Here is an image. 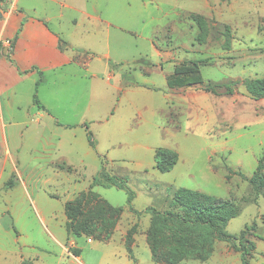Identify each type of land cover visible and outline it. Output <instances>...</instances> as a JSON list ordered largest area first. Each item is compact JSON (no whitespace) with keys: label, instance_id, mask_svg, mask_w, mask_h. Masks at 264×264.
<instances>
[{"label":"rangeland","instance_id":"rangeland-1","mask_svg":"<svg viewBox=\"0 0 264 264\" xmlns=\"http://www.w3.org/2000/svg\"><path fill=\"white\" fill-rule=\"evenodd\" d=\"M31 2L38 12L61 13L60 24L52 19L50 26L84 49L76 55L81 66H72L75 83L66 88L81 104L92 99L99 116H113L92 128L94 147L89 131L69 144L72 137L53 124L36 134L15 130V139L8 127L1 131L8 140L0 135V264H162L152 261L145 241L149 214L130 211L126 191L114 186L93 188L124 207L109 241L66 233L64 202L102 168L126 181L137 211L168 209L178 187L232 200L239 211L226 231L238 235L254 224L247 235L256 245L249 264H264V186L256 192L248 182L261 158L264 176V98L242 82L264 77V0H72V9ZM82 11L104 22L94 24ZM191 59L201 60L203 83L169 89L166 76L174 64ZM112 72L122 75L120 90L108 79ZM93 83L98 94L92 97ZM208 83L220 85V94L206 91ZM51 102L58 113L57 100ZM158 147L178 153L169 171L154 167ZM61 151L68 154L66 165ZM135 223L133 260L123 242ZM178 264L241 260L232 243L216 241L207 260Z\"/></svg>","mask_w":264,"mask_h":264},{"label":"trees","instance_id":"trees-1","mask_svg":"<svg viewBox=\"0 0 264 264\" xmlns=\"http://www.w3.org/2000/svg\"><path fill=\"white\" fill-rule=\"evenodd\" d=\"M201 31L205 28L203 18L197 19ZM16 39V36L12 42ZM67 47V43L61 40ZM82 51L81 49H77ZM198 59L183 60L173 66V70L166 76L168 88H185L203 83ZM246 88L256 98H264V77L249 80L243 79ZM37 84V83H36ZM220 85L208 83L205 90L213 94H220L216 87ZM225 92L232 93L229 85H225ZM33 102L43 108L38 101L36 93ZM89 143L94 147L91 133L88 132ZM178 161V153L171 148L158 147L154 151V167L161 172H166ZM68 171L70 166L66 168ZM262 158L258 160L253 174L248 178L252 188L258 190L264 186L262 174ZM11 181H9V185ZM94 186L116 187L127 193L128 209L136 214L142 212L149 214V225L145 232L151 259L155 263L178 264L183 260H207L216 241L230 242L239 252L241 264H249V259L256 247L255 242L248 239L247 235L254 230L255 225H245L238 235L226 231L229 220L239 211L237 205L228 199L215 197L205 192L178 187L173 191L169 208L159 210L148 206L144 211L135 210L132 205L134 192L128 187L126 181L117 175L111 174L102 168L96 173L90 185L79 191L72 199L64 202L66 216V233L74 236H91L92 239L109 241L124 210L123 206H114L93 190ZM136 223L124 235V246L130 258L134 259L132 243ZM78 255V248L72 250ZM22 264H25L24 262Z\"/></svg>","mask_w":264,"mask_h":264},{"label":"crops","instance_id":"crops-1","mask_svg":"<svg viewBox=\"0 0 264 264\" xmlns=\"http://www.w3.org/2000/svg\"><path fill=\"white\" fill-rule=\"evenodd\" d=\"M48 1L59 3L62 7L74 8L72 0ZM38 9L31 0H0V135L7 143L6 132H1L6 127L10 130L11 139H15V130L25 132L29 129L36 134L35 131L40 133L53 124L55 128H63V135L67 132L72 137V140L67 141L70 144L80 136V132L85 135L93 127L107 124L113 114L102 113L99 116L91 105L92 99L81 104L71 88H66V83H75L76 71L72 66H81L76 59L77 49H84L72 43L68 44L67 36L50 26L52 19L60 24L61 13L53 15L44 11L38 12ZM80 14L94 24L97 21L104 22L99 16L87 12L82 11ZM106 24L110 25L109 22ZM15 36L16 39L12 42ZM61 40L67 43V47ZM108 79L117 81L115 89L122 88L121 74L112 72ZM60 81L64 86L58 85ZM91 87L93 97L98 94L97 84L93 83ZM34 92L43 108L33 102ZM51 100L53 103L57 100L58 113L52 110ZM105 115L108 117L105 118ZM103 130L109 128L105 127ZM57 139L61 144L62 139ZM65 153L61 151L59 159L66 165L65 162L70 161ZM75 257L78 258V255ZM133 260H136L135 256Z\"/></svg>","mask_w":264,"mask_h":264}]
</instances>
